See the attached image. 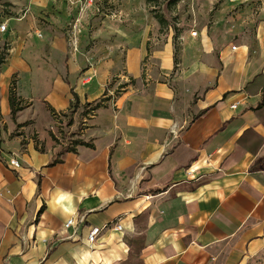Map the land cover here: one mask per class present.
Masks as SVG:
<instances>
[{
	"label": "crops",
	"instance_id": "obj_1",
	"mask_svg": "<svg viewBox=\"0 0 264 264\" xmlns=\"http://www.w3.org/2000/svg\"><path fill=\"white\" fill-rule=\"evenodd\" d=\"M0 3L19 16L0 15V264H245L264 256L262 25L248 28L240 6L216 14L210 30L181 35L177 63L171 39L149 51L159 28L138 0H116L113 15L91 17L75 54L63 0ZM12 79L40 114L75 111L73 125L79 116L85 127L78 139L89 146L42 150L22 135L28 109L20 103L12 120ZM74 96L77 106H102L79 114ZM92 227L102 230L90 245Z\"/></svg>",
	"mask_w": 264,
	"mask_h": 264
},
{
	"label": "rangeland",
	"instance_id": "obj_2",
	"mask_svg": "<svg viewBox=\"0 0 264 264\" xmlns=\"http://www.w3.org/2000/svg\"><path fill=\"white\" fill-rule=\"evenodd\" d=\"M138 8L146 7L147 12L151 15H158L165 21V26H159L156 35L151 36V40L148 42L149 51L153 47V43L158 42L160 47H163L164 43H167L171 39L173 59L175 62H179L181 51L183 49V41L181 35L196 30L198 32L210 30L213 26L214 15H230L236 6L242 7L246 19L248 21V28L253 25V29L259 25L264 27V0H245L243 5H240L239 0H138ZM116 0H100V7L102 13H115L114 8ZM137 7V6H135ZM244 7V8H243ZM112 12V13H111ZM154 14H153V13ZM0 15H12L16 16V13H11L8 4L0 3ZM108 15V14H107ZM19 17L18 15L16 16ZM89 45L92 43L88 42ZM233 47V46H232ZM6 46L1 47L0 54H5ZM183 54V53H182ZM189 57V56H188ZM188 59H191L190 57ZM145 58L144 63H146ZM114 83V82H113ZM113 84L110 83V87ZM118 88V89H117ZM113 94L119 92L117 87ZM23 109H28L26 115L27 126L26 134L27 138L36 142L40 149L47 148L49 146L55 148L59 147V150L67 149L73 146L75 141H80L81 132L85 129L82 118L77 117V123L74 124L73 113L67 111L66 113H60L51 115L49 113L40 114L37 106L31 109V106L27 105V102H20ZM19 103V104H20ZM91 105L85 107L84 105L77 106L78 113L89 110ZM44 107V106H43ZM92 107V106H91ZM37 111V115L35 112ZM35 114V115H34ZM72 126V127H71ZM245 264H264V256L255 257L245 262Z\"/></svg>",
	"mask_w": 264,
	"mask_h": 264
},
{
	"label": "built area",
	"instance_id": "obj_3",
	"mask_svg": "<svg viewBox=\"0 0 264 264\" xmlns=\"http://www.w3.org/2000/svg\"><path fill=\"white\" fill-rule=\"evenodd\" d=\"M53 3L58 2L59 0H50ZM66 5V9L69 16V21L66 28L67 35V46L69 52L75 54L79 50V40L81 35L86 29L89 20L91 17L102 14V8L100 7V0H63ZM6 30V24H0V32ZM197 35L196 31H191L190 36L195 37ZM40 36V35H38ZM232 50H235V47H232ZM236 106L233 105L232 108ZM10 165L13 167H19V164L16 160H11ZM83 216L79 217L77 220L74 218H69L63 225L65 230L69 228H74L77 224L83 223ZM101 228L92 227L87 236L86 240L88 244L92 245L96 242L99 234L101 233ZM114 230L121 231L122 227L118 224L115 225Z\"/></svg>",
	"mask_w": 264,
	"mask_h": 264
},
{
	"label": "trees",
	"instance_id": "obj_4",
	"mask_svg": "<svg viewBox=\"0 0 264 264\" xmlns=\"http://www.w3.org/2000/svg\"><path fill=\"white\" fill-rule=\"evenodd\" d=\"M173 1H175V0H173ZM153 17L156 19V21L158 22L159 26L162 29V27L165 26V21L162 18H160L158 15H156V14H154ZM3 61H4V56H3V54H0V66H1V64H3ZM260 79H262V78L260 77ZM257 82H259V81H255V82L253 81L252 83L246 85L245 89H247V91H250L251 89H249V87L251 85L252 86L258 85L259 83H257ZM123 87L124 86H120L119 88H123ZM15 88H16V81H15V79H12L11 82H10V85H9V105H10V109H11V118H12V120L15 119L17 112L22 109V107L19 104L20 103L19 101H21V100L17 97ZM100 102H98L96 104H93V105L85 104L84 105L85 107H88L89 105H91L92 107L90 106V108H88L89 110H86V111L82 112V115H86L90 111H94V110H97L98 108H100L102 106V104H100ZM77 104H78V102L76 100V97L74 96V102L71 104V107L76 108ZM47 109H48V111H50L51 115H56V113L54 112V110L52 108L47 106ZM74 144L75 145H82V146H89L88 143H85L82 140L75 141Z\"/></svg>",
	"mask_w": 264,
	"mask_h": 264
}]
</instances>
